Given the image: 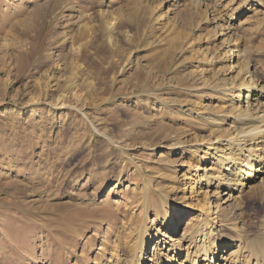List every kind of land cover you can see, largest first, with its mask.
I'll use <instances>...</instances> for the list:
<instances>
[{
    "label": "rangeland",
    "instance_id": "rangeland-1",
    "mask_svg": "<svg viewBox=\"0 0 264 264\" xmlns=\"http://www.w3.org/2000/svg\"><path fill=\"white\" fill-rule=\"evenodd\" d=\"M112 1L0 0V264H124L129 242L158 223L142 210L147 191L161 204L191 202L157 192L184 186L186 167L201 163L212 124L182 106L226 101L203 87L224 59L207 64L198 50L219 54L221 37L188 0ZM199 1L228 5L224 20L241 21V48L264 81V0L255 14H236L239 0ZM230 217L264 233L254 196Z\"/></svg>",
    "mask_w": 264,
    "mask_h": 264
},
{
    "label": "bare ground",
    "instance_id": "bare-ground-1",
    "mask_svg": "<svg viewBox=\"0 0 264 264\" xmlns=\"http://www.w3.org/2000/svg\"><path fill=\"white\" fill-rule=\"evenodd\" d=\"M188 1V10L193 15L204 13L212 31L221 37L223 46L219 54L207 55L205 50L199 47L198 50L201 60L207 64L216 62L218 65L224 59L226 65L216 69L210 67L213 80L209 84L204 81L203 87L210 93L222 94L227 102L206 106L200 99L197 108L190 101L183 104L182 107L193 114V119L212 124V134L203 142V155L199 158L201 163L187 166L186 172L182 173L181 182L184 186H171L174 192L166 195L159 191L157 196L168 199L175 197L176 192H181L183 195L188 194L191 202L185 208L172 203L165 205L154 201L152 192L147 191L142 210L148 216L150 207L158 223L153 230L148 231L146 228L141 232L135 242H129L132 257L126 259L124 264H264V233L261 226L249 232L243 225L229 219L232 215L236 217L241 214L243 196L246 194L264 203V81L253 72L256 67L249 63L248 50L241 48V39L236 32V26L241 21L236 24L235 20H224L223 11L226 8L222 11L221 7L227 4L206 2L202 3L201 9L198 7L201 4L199 0ZM259 3L258 0H239L232 10H238L236 14L247 11L255 14L261 12ZM189 11L187 17L193 18ZM259 20L264 21L263 18ZM103 28L109 44L116 46L110 37L114 28L111 20L106 21ZM6 45L3 41L2 46ZM224 70L228 77L222 81L218 75H223ZM221 123L227 127L220 128ZM246 186L248 188L244 191ZM192 201H196V204H192ZM192 206L195 208L191 209ZM194 209L200 213L194 216ZM188 214L190 221L185 228L187 234L178 238L181 221ZM35 264L43 262L37 260Z\"/></svg>",
    "mask_w": 264,
    "mask_h": 264
}]
</instances>
